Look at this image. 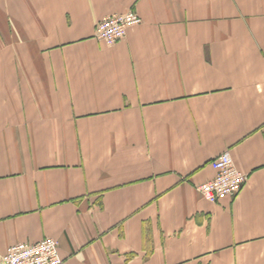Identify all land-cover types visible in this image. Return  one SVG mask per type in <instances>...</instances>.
<instances>
[{"label": "crops", "instance_id": "crops-1", "mask_svg": "<svg viewBox=\"0 0 264 264\" xmlns=\"http://www.w3.org/2000/svg\"><path fill=\"white\" fill-rule=\"evenodd\" d=\"M222 152L245 180L212 203ZM44 237L63 264H264V0H0V253Z\"/></svg>", "mask_w": 264, "mask_h": 264}, {"label": "built area", "instance_id": "built-area-1", "mask_svg": "<svg viewBox=\"0 0 264 264\" xmlns=\"http://www.w3.org/2000/svg\"><path fill=\"white\" fill-rule=\"evenodd\" d=\"M140 21L133 11L112 13L104 16L95 25V37L112 45L124 37L126 29ZM216 174L199 185L206 200L215 203L220 199L234 196L241 188L245 175L234 165L228 152L218 154L210 161ZM58 254L57 240L44 237L36 242H18L0 253V264H63Z\"/></svg>", "mask_w": 264, "mask_h": 264}]
</instances>
